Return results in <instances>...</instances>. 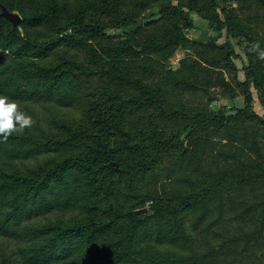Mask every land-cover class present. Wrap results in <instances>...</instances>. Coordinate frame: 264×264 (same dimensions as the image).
I'll list each match as a JSON object with an SVG mask.
<instances>
[{"label": "trees", "instance_id": "obj_1", "mask_svg": "<svg viewBox=\"0 0 264 264\" xmlns=\"http://www.w3.org/2000/svg\"><path fill=\"white\" fill-rule=\"evenodd\" d=\"M0 4L22 17L15 27L0 8V96L18 111L49 102L80 113L0 137V235L18 241V262L229 264L264 249V116L252 94L264 106V0ZM192 13L217 35L190 38ZM117 28L122 37L108 34ZM232 38L247 44L242 83ZM217 87L222 99L244 96L246 108L214 110ZM200 93L196 105L189 96ZM225 219L237 227L227 238L217 230ZM250 256L243 264H264V252Z\"/></svg>", "mask_w": 264, "mask_h": 264}, {"label": "rangeland", "instance_id": "obj_2", "mask_svg": "<svg viewBox=\"0 0 264 264\" xmlns=\"http://www.w3.org/2000/svg\"><path fill=\"white\" fill-rule=\"evenodd\" d=\"M174 4L184 10H188L189 8L185 5V4H181L178 1H175ZM163 5V4H162ZM167 8V7H166ZM164 9V8H163ZM162 9V10H163ZM161 11L160 7H158L157 5H154L153 7H151L150 9L146 10L143 12L142 15V25L144 24V22H148L154 19H157L159 16L156 14L158 11ZM191 17L194 21V25L192 28H190L189 30L186 31L187 35L190 38L193 39H201L204 36L207 37H215L217 35V33L215 32V30L210 26V24L202 19L200 16H198L195 13L191 14ZM141 25V26H142ZM140 26V27H141ZM108 34H111L115 37H122L124 35V30L123 28H117V29H108ZM232 41V45L234 46V50H235V63L238 67L237 70V81L242 83L245 81L246 77V67L249 64V56L247 54V52H245V48L247 49V44L245 43L246 41H242L243 45H236V40L235 39H231ZM227 42V35L226 33L223 34V36L218 40V43L222 44ZM186 57V51L183 48H179L174 55L171 57L170 59V66L173 69H178L179 68V64H180V60ZM229 79V77H228ZM234 88L237 92H241L242 91V87L240 89V87L234 82ZM213 96L219 95L221 96V94L223 93L222 90L220 88H215L214 91L210 92ZM252 94L254 97V109L255 111L259 114L264 116V106L259 94V90L257 89H252ZM202 96L204 97V94L201 95H193V96H189V99H192L195 101V104H198V101H200L202 99ZM213 101V100H212ZM222 106H226L227 110L229 111V114H235L237 109H245L246 108V101H245V97L242 95H239L235 98H220V100L218 101H213L212 107L214 110H218L220 107ZM59 109V112L56 109ZM56 110V112H55ZM68 108H65L63 106L60 105H55L53 103H27L26 105H23V103H20V108L19 111L25 113L28 116L32 117L33 123L32 124H40L43 125L45 127H48V125L51 123V118H53L54 115H58V117H61L63 115L65 116H77L80 115L79 112H76L75 110H71L72 112H69ZM130 203V201H128ZM105 206V201H103L102 199H99L97 201V205L91 209V213L92 214H96V215H101L102 214V210ZM146 208L148 209V211H150V204H148L146 206ZM225 226H221V227H217V230L220 231L221 234H223L224 237H230L229 234H234L236 232V226L232 225L233 223H229L228 220L225 219L224 221ZM232 225V226H231ZM227 226V227H226ZM226 227V228H225ZM230 227V230L228 231ZM195 234H197L195 232ZM214 243H218V242H214ZM17 247H18V241L16 239H11L9 237L6 236H1L0 235V261L4 258L10 255H13L14 257V261L16 262L15 264H22L20 262H18V255H16L17 252ZM264 252L263 250H255L253 252H248L245 251L244 253L240 254L241 252H237L236 255H234L231 259H230V263L229 264H243L244 261L248 260V257L250 255H262ZM251 257V256H250Z\"/></svg>", "mask_w": 264, "mask_h": 264}, {"label": "clouds", "instance_id": "obj_3", "mask_svg": "<svg viewBox=\"0 0 264 264\" xmlns=\"http://www.w3.org/2000/svg\"><path fill=\"white\" fill-rule=\"evenodd\" d=\"M259 57L264 59V51L259 53ZM32 123V117L18 111L15 102L10 103L7 97L0 96V137L6 140L13 133L23 132L31 127Z\"/></svg>", "mask_w": 264, "mask_h": 264}, {"label": "water", "instance_id": "obj_4", "mask_svg": "<svg viewBox=\"0 0 264 264\" xmlns=\"http://www.w3.org/2000/svg\"><path fill=\"white\" fill-rule=\"evenodd\" d=\"M169 6H170V3L169 2H166L165 4L160 5V9L162 10L163 8H166V7H169ZM0 8L2 9L1 15L4 16V17H6L9 21H11L15 27H19L22 24V17H21V15L19 13L10 11L3 4H0ZM142 22H143V19L142 18H138L137 19V24L133 25V28L134 29L139 28L142 25ZM210 98L213 101L220 100V96L219 95H216V96L210 95ZM109 166L116 167L117 170H119V164L116 163V162H111L109 164ZM147 212H148V209L147 208H143V209H140V210L137 211V213H139V214H141V213H147Z\"/></svg>", "mask_w": 264, "mask_h": 264}]
</instances>
